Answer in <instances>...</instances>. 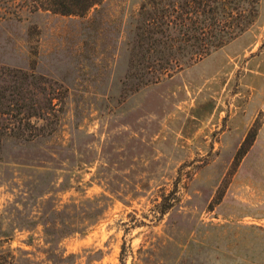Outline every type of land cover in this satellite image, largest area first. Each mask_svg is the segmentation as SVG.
<instances>
[{"label": "rangeland", "instance_id": "obj_1", "mask_svg": "<svg viewBox=\"0 0 264 264\" xmlns=\"http://www.w3.org/2000/svg\"><path fill=\"white\" fill-rule=\"evenodd\" d=\"M144 2L0 0V104L50 112L0 147V264H264V0H233L247 31L173 73L144 58ZM63 222L83 231L52 242Z\"/></svg>", "mask_w": 264, "mask_h": 264}, {"label": "trees", "instance_id": "obj_2", "mask_svg": "<svg viewBox=\"0 0 264 264\" xmlns=\"http://www.w3.org/2000/svg\"><path fill=\"white\" fill-rule=\"evenodd\" d=\"M49 1L51 6L44 7L45 10L64 16H84L101 5L104 0ZM211 2L215 3L214 7L210 4ZM233 3V0H145L140 15L143 16L148 35H142L139 40L143 44L152 42L155 48L145 49L143 46L141 50L144 53V58L147 61L154 59L161 63L166 61L162 64L164 69L175 67L168 70L173 73V71L178 72L193 66L198 61L223 48L228 42L245 33L249 27V22L245 21L247 17L244 12H238V8L237 10L230 8ZM194 4L197 6L195 7ZM199 9H201L200 12ZM227 13H230L231 21L228 20L230 21L229 24H226ZM177 41L198 42L200 45L192 44L188 47L180 45L171 49H162L156 45L160 42L176 43ZM181 54L183 60L178 58ZM167 57L169 58L167 59ZM165 64L169 66L165 67ZM13 73L18 80L23 82L30 78L34 80L43 78L36 73L30 74L23 70H14ZM7 92L6 88L0 90V100L7 97ZM19 93L21 94L22 91ZM12 105L11 101H4L0 104V147L3 139L8 135L26 137L27 130L22 126L24 120L28 127H33L37 131L39 128L37 125L31 124V120L33 118L46 120L50 116L48 106L46 111L36 109L30 112L26 118H19V115L11 116V112L14 111ZM18 110L20 112L22 109ZM99 211L96 210L97 215H99ZM84 213L86 219H93L95 216V213ZM162 213L165 214L166 212L162 211ZM61 225V228L51 233L54 237L52 242H57L62 235L83 231L80 226L71 228L64 222ZM55 227L57 228V225ZM46 232L50 233V230L47 229Z\"/></svg>", "mask_w": 264, "mask_h": 264}]
</instances>
